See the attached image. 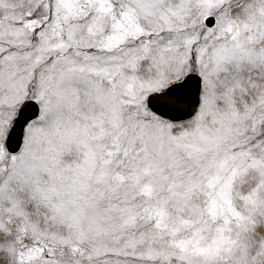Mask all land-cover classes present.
Masks as SVG:
<instances>
[{
  "label": "snow or ice",
  "instance_id": "snow-or-ice-1",
  "mask_svg": "<svg viewBox=\"0 0 264 264\" xmlns=\"http://www.w3.org/2000/svg\"><path fill=\"white\" fill-rule=\"evenodd\" d=\"M0 264H264V0H0Z\"/></svg>",
  "mask_w": 264,
  "mask_h": 264
}]
</instances>
